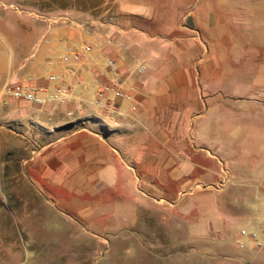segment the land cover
<instances>
[{
  "label": "crops",
  "instance_id": "0c3cea01",
  "mask_svg": "<svg viewBox=\"0 0 264 264\" xmlns=\"http://www.w3.org/2000/svg\"><path fill=\"white\" fill-rule=\"evenodd\" d=\"M117 2L121 7L113 9L110 21L92 17V27L85 29L52 27L49 16L34 11H0V98L8 82L53 86V74L61 76L73 97L65 106L8 99L0 105V122L10 123L20 142L29 185L79 195H109L125 185L138 197L124 205L128 222L142 206L148 217L142 230L155 226L157 238L164 217L171 218L172 227L182 219L175 209L187 217L195 214L189 227L204 244L189 264H264L259 233L264 227V92L245 93L243 79L227 82L212 76L209 67L200 72L205 50L193 26L198 0ZM85 43L100 47L82 63L63 61ZM108 59L118 63L123 86L133 95L130 100L110 95L122 114L117 125L106 112L85 105L100 84L112 81ZM141 65L146 70L139 74ZM196 170L203 180L189 184ZM169 177L181 185L172 202L138 188L165 186ZM166 203L171 212L161 209ZM82 216L91 219L86 212ZM239 223L253 234L248 236L244 226L237 233ZM245 236L249 239L243 241Z\"/></svg>",
  "mask_w": 264,
  "mask_h": 264
},
{
  "label": "rangeland",
  "instance_id": "374dc122",
  "mask_svg": "<svg viewBox=\"0 0 264 264\" xmlns=\"http://www.w3.org/2000/svg\"><path fill=\"white\" fill-rule=\"evenodd\" d=\"M115 1L0 0V11H22L24 15L34 11L36 15L49 16L52 27L81 25L85 29L92 27V17H98L103 24L110 21L108 18L113 9L116 12L121 7ZM197 7L198 24H193L192 20L189 23L197 28L198 42L204 45L205 57L199 65L200 72L209 67L212 76L227 82L243 79L240 86L245 93L264 92V0H241L240 3L235 0H198ZM93 54L85 58L88 60ZM94 92L85 105L101 112L93 105ZM0 100L3 104L7 99L2 97ZM1 122L0 264H179L183 260L182 264H189L193 261L191 255L200 257L204 239H195L189 227L194 213L187 217V213L179 214V208L175 209V215L182 219L172 227L171 218L164 217L160 221L162 224H158L163 227L159 229L162 235L157 238L156 230H153L155 226L148 225L149 230H142L148 218L142 206L137 216L128 222L124 205L133 199L137 201L138 197L131 195L132 190L125 185L119 192L113 191L109 195H94L92 191L79 195L66 189L41 192L30 186L27 170L24 172L20 163L23 153L17 147L20 142L10 131V123ZM202 180L201 172L196 170L189 184ZM177 184L169 177L165 186L143 183L138 188L172 202L181 189ZM47 199L51 202L48 203ZM161 209L170 211L169 204ZM83 212L91 219H85ZM142 221L146 223L142 224ZM113 222L118 227H104ZM242 226L248 236L253 234L252 229L242 223L236 224L237 233L241 232ZM262 228L259 229L260 239H264ZM248 236L241 239L246 241Z\"/></svg>",
  "mask_w": 264,
  "mask_h": 264
},
{
  "label": "built area",
  "instance_id": "2783aa9c",
  "mask_svg": "<svg viewBox=\"0 0 264 264\" xmlns=\"http://www.w3.org/2000/svg\"><path fill=\"white\" fill-rule=\"evenodd\" d=\"M107 47L112 45V39L107 38L105 41ZM100 47L98 43L85 44L83 49L79 52H73L63 58L64 62H73L76 64L82 63L86 55L93 50ZM107 67L112 75V81L109 83H102L99 85L93 105L97 106L102 111L106 112L107 119L112 124H118V117L122 114L119 112L115 99L130 100L132 98V91L125 90L123 81L121 80L118 63L114 59L107 60ZM146 70V66L141 65L138 68V73L142 74ZM69 73H73V69H68ZM50 81L53 86H39L27 81L26 84L16 85L8 82L4 85L1 93V98H6L15 101H23L38 106H45L47 104H54L65 106L73 102V97L70 87L67 86L61 76L53 74L50 76ZM113 94L115 99H111ZM2 101L0 100V105ZM73 116L72 112H69Z\"/></svg>",
  "mask_w": 264,
  "mask_h": 264
}]
</instances>
